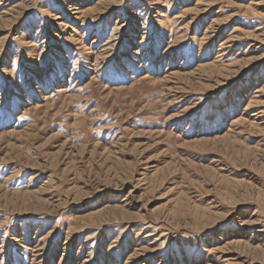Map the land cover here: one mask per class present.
Returning <instances> with one entry per match:
<instances>
[{"label":"rangeland","instance_id":"obj_1","mask_svg":"<svg viewBox=\"0 0 264 264\" xmlns=\"http://www.w3.org/2000/svg\"><path fill=\"white\" fill-rule=\"evenodd\" d=\"M0 264H264V0H0Z\"/></svg>","mask_w":264,"mask_h":264}]
</instances>
